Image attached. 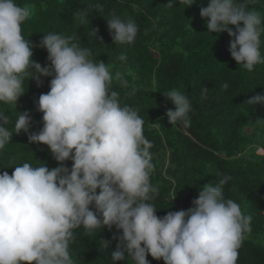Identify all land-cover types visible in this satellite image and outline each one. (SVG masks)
<instances>
[{
	"label": "clouds",
	"instance_id": "obj_1",
	"mask_svg": "<svg viewBox=\"0 0 264 264\" xmlns=\"http://www.w3.org/2000/svg\"><path fill=\"white\" fill-rule=\"evenodd\" d=\"M178 2L190 7L195 0ZM200 14L210 18L208 32L227 31L234 37L229 51L239 66L251 71L264 64L260 13L237 0H209ZM78 15L85 17L82 12ZM30 16L28 6L0 0V103L16 106L25 93L26 77L38 85L41 76L53 77L50 91L38 100L43 128L30 132V114L19 112L14 130L29 133L31 143L49 146L61 166L50 170L44 164L23 163L11 175L0 174V264H75L69 251L73 230L83 226L90 234L113 225L123 233L111 253L113 264L124 260L125 252L133 264H149V254L165 264H236L244 234L251 231V216L224 198L223 185L231 178L205 185L192 201L194 207L158 217L157 208L148 202L157 189L150 183L154 166L142 118L136 110L121 106L119 93L110 90L113 74L107 64L89 59L91 51L73 43L74 36L47 33L39 46L47 50L51 64L42 67L35 62L34 45L22 35ZM107 23L114 44L135 41L134 21L113 17ZM93 34L98 36V30ZM115 79L127 86L121 73L116 72ZM163 94L175 105L166 113L169 123L189 126L188 96L175 89ZM246 103L264 104V95ZM8 120L0 112V149L13 136L5 127ZM256 152L264 149L257 147ZM69 159L70 170L64 166ZM93 204L95 211L90 209ZM103 241L108 249L110 242Z\"/></svg>",
	"mask_w": 264,
	"mask_h": 264
},
{
	"label": "trees",
	"instance_id": "obj_2",
	"mask_svg": "<svg viewBox=\"0 0 264 264\" xmlns=\"http://www.w3.org/2000/svg\"><path fill=\"white\" fill-rule=\"evenodd\" d=\"M247 10L264 17V0H237ZM31 9L22 25V35L33 47V60L50 66L49 53L40 41L49 32L74 36L73 43L91 51L93 62L107 64L113 81L111 91L119 93L121 106L137 111L143 120V135L150 142L153 171L150 183L157 189L148 202L164 217L194 207L200 190L209 183L215 186L225 176L223 196L232 199L246 216H251V231L244 234L236 264H264V104L246 103L264 95V64L249 71L231 56L234 37L227 31L208 32L201 8L209 0H195L187 5L178 0H16ZM171 3V4H169ZM100 7L96 8L95 5ZM85 13L82 20L78 13ZM118 17L138 26L132 44H114L107 20ZM243 26V25H241ZM233 31L236 26L230 25ZM98 30V36L93 34ZM260 51L264 57V33ZM123 55L124 60L119 57ZM122 74L127 86L115 79ZM53 77L41 76V84L26 77L25 92L14 104L0 103V112L9 116L5 125L13 132L11 141L0 149V174L11 175L16 166L29 163L60 167L49 146L29 142V133H15L19 112L31 116L30 132L43 128V113L38 110L41 94L50 91ZM207 92L202 95V90ZM178 90L188 96L190 124L184 127L169 123L166 115L175 105L163 92ZM71 159L64 162L69 170ZM99 189L97 192L99 193ZM175 197V198H174ZM174 198V199H173ZM90 209L95 211L94 204ZM69 251L75 264H113L111 253L120 243L122 230L115 225L86 233L83 226L73 230ZM109 241L107 249L105 242ZM149 264H165L150 254ZM116 264H133L125 259Z\"/></svg>",
	"mask_w": 264,
	"mask_h": 264
}]
</instances>
